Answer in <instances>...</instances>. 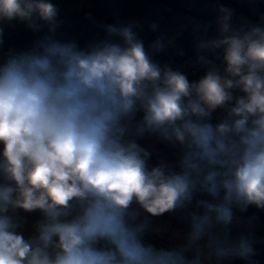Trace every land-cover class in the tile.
Wrapping results in <instances>:
<instances>
[{
  "label": "clouds",
  "instance_id": "1",
  "mask_svg": "<svg viewBox=\"0 0 264 264\" xmlns=\"http://www.w3.org/2000/svg\"><path fill=\"white\" fill-rule=\"evenodd\" d=\"M218 11V36L196 49L198 63L214 54L223 71L209 67L196 82L154 62L165 38L150 53L135 21L103 26L106 38L86 48L46 34L0 63V264H256L252 236L233 240L230 226L234 209L264 210V16L235 28L233 11ZM14 20L60 27L50 0H0V25ZM218 108L227 115L213 124ZM145 133L179 146L178 170L149 166L136 140ZM18 210L42 214L36 235L18 232ZM178 211L183 245L145 242L160 231L149 217Z\"/></svg>",
  "mask_w": 264,
  "mask_h": 264
},
{
  "label": "crops",
  "instance_id": "2",
  "mask_svg": "<svg viewBox=\"0 0 264 264\" xmlns=\"http://www.w3.org/2000/svg\"><path fill=\"white\" fill-rule=\"evenodd\" d=\"M58 8L62 17L60 27L55 33H48L47 25L42 24L39 31H32L27 25L18 20L4 22L2 25L3 44H0V63L8 58L11 52L28 51L34 48L36 42L44 35H52L54 39L61 42L75 41L80 48H86L90 43L106 38V32L102 24L85 18L86 12H93L96 7L102 11L112 14L119 23L138 22L134 28L151 53L149 45L157 39L164 37L166 47L163 52L153 53L152 59L162 67L169 65L173 70L192 69L197 70L196 79L199 81L209 67L215 66L223 71L222 60L217 59L214 54H208L213 61L212 65H201L197 61V41L201 38L209 39L218 36V25L216 18L221 15L219 6L229 8L233 11L232 25L239 28L242 25L259 24L264 16V0H50ZM155 23L158 27L153 31L149 26ZM206 29V30H205ZM118 41V38H113ZM221 51V50H218ZM233 96H243L239 89H234ZM234 106L235 99L231 102ZM225 109H216L211 116L210 122L219 123L226 117ZM142 113L136 114L139 121ZM137 143L147 149L150 153L148 164L156 166L161 161L170 165H178L181 156L179 146L173 147L169 142L162 140L157 135L145 133L143 137L136 138ZM2 149V145H0ZM197 198L212 200L204 194ZM138 208L137 205H133ZM190 207L187 211H194ZM141 212V219L147 213ZM22 221V227L18 232L27 239L36 235V224L42 219L39 211L25 213L18 210ZM187 213L178 211L165 213L159 217H149L152 229L160 231H149L148 236L161 242L165 246L177 247L184 244V236L189 230L187 221L183 218ZM236 222L231 225L230 236L234 240L239 235H251L254 239L256 255L253 260L256 264H264V210L250 206L247 211L241 212L234 209ZM205 241H201L203 245ZM191 255V253H189ZM205 264H216L213 259L205 261ZM220 264H248L240 258H230L220 261Z\"/></svg>",
  "mask_w": 264,
  "mask_h": 264
},
{
  "label": "built area",
  "instance_id": "3",
  "mask_svg": "<svg viewBox=\"0 0 264 264\" xmlns=\"http://www.w3.org/2000/svg\"><path fill=\"white\" fill-rule=\"evenodd\" d=\"M85 18L94 21L96 23L102 24V25H109V24H117L119 23L118 20L110 13L102 11L100 8L96 7V9L93 12H86L84 14ZM58 20L60 23L62 22V17L60 13H58ZM183 74H185L190 82H196L198 81L196 79L197 76V70L195 68L192 69H182L180 70ZM177 166L178 170V165Z\"/></svg>",
  "mask_w": 264,
  "mask_h": 264
},
{
  "label": "water",
  "instance_id": "4",
  "mask_svg": "<svg viewBox=\"0 0 264 264\" xmlns=\"http://www.w3.org/2000/svg\"><path fill=\"white\" fill-rule=\"evenodd\" d=\"M144 240L146 243H150L157 248H166V249L169 248V247L165 246L164 244H162L161 242H159V241L153 239L152 237L148 236L147 234L145 235Z\"/></svg>",
  "mask_w": 264,
  "mask_h": 264
}]
</instances>
